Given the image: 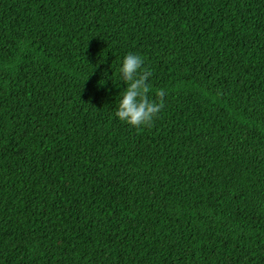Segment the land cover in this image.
<instances>
[{
  "label": "trees",
  "instance_id": "1",
  "mask_svg": "<svg viewBox=\"0 0 264 264\" xmlns=\"http://www.w3.org/2000/svg\"><path fill=\"white\" fill-rule=\"evenodd\" d=\"M0 264H264V0H0Z\"/></svg>",
  "mask_w": 264,
  "mask_h": 264
},
{
  "label": "clouds",
  "instance_id": "2",
  "mask_svg": "<svg viewBox=\"0 0 264 264\" xmlns=\"http://www.w3.org/2000/svg\"><path fill=\"white\" fill-rule=\"evenodd\" d=\"M95 67H98V64L94 65L93 68ZM102 72L103 76H108L111 81L116 78L118 82L122 80L126 85L123 91L119 92L120 96L115 112V116L122 122L131 126H146L154 120L164 107V90H156L159 100H155L149 95L151 72L146 67L145 58L141 54L129 51L123 56L115 72L112 70L110 75L106 71L102 70ZM101 81V84L105 83L103 78Z\"/></svg>",
  "mask_w": 264,
  "mask_h": 264
}]
</instances>
